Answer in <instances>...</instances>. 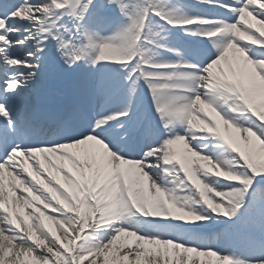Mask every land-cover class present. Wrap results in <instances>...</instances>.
<instances>
[{"label": "snow or ice", "instance_id": "obj_1", "mask_svg": "<svg viewBox=\"0 0 264 264\" xmlns=\"http://www.w3.org/2000/svg\"><path fill=\"white\" fill-rule=\"evenodd\" d=\"M198 2L233 18L187 17L171 0H0V264L13 249L16 260L31 256L35 264H97L101 256L109 264L122 234L137 241L121 254L128 264H141L144 244L165 252L170 246L175 264H187L185 254L214 256L216 264H264V31H252L248 19L264 26V0ZM165 25L217 39L181 51L159 42ZM196 25L213 27L197 33L190 27ZM153 46L177 59L154 62L146 54ZM221 62L230 75L219 70ZM118 95L128 105L108 111ZM134 97L137 108L151 97L163 133L143 114L130 115ZM177 122L186 125L183 133L171 127ZM198 134L223 142L233 153L231 166L204 154L206 145L193 143ZM88 142L100 149L94 168L74 151ZM36 153L69 161L71 168L60 179L42 180L40 170L17 167L21 156ZM5 167L15 173L13 187L31 196L21 192L11 211ZM156 170L172 176L174 187L158 184ZM220 181L235 183L221 189ZM176 189L188 194L178 198ZM33 202L58 217L37 215ZM256 205L261 211L250 216ZM24 208L33 211L25 215ZM135 217L156 234L140 230ZM46 220L63 229L65 243L49 238ZM161 220L167 223H152ZM235 227L246 254L213 246ZM204 228L215 233L200 240L197 230Z\"/></svg>", "mask_w": 264, "mask_h": 264}, {"label": "rangeland", "instance_id": "obj_2", "mask_svg": "<svg viewBox=\"0 0 264 264\" xmlns=\"http://www.w3.org/2000/svg\"><path fill=\"white\" fill-rule=\"evenodd\" d=\"M172 5L178 6L184 15L187 17H203V18H208L210 20L213 19H229L231 20L233 17L229 13H225V11L222 8H217L212 5H209L208 3H199L198 0H171ZM257 6L258 5H254ZM249 22L254 25V27L251 29L252 31H257L258 29L260 31H264V26H261L256 22L255 19L248 18ZM246 26V25H245ZM192 27L197 33H202L204 31L209 30L213 25H196V26H190ZM178 30L182 31V34H184L185 39H177V37L173 36L171 32L164 27V31L160 33L161 36L164 37L163 40H160V43H163L167 45V47H175L180 49L181 51L184 50L186 45H192L196 46L199 44H208L209 40H215L217 39L216 37H206L203 35H186L185 31L182 30L180 27H176ZM260 31H257V34H260ZM147 55L151 56L153 61L156 63H167L171 61H175L177 58L170 52H168L165 48H158L153 46L152 48L149 49V51L146 53ZM219 70L223 71L225 75H230L228 72L227 66L224 64V62H221V64L218 66ZM179 69H157V72L160 73H168L172 71H178ZM146 89L143 87L138 90L136 96L143 98L144 93ZM170 91L173 94H186L188 95L189 92L187 89H170ZM120 97H123V95H120ZM125 98H123L124 102V107L128 105V100L127 97L124 95ZM219 105H224V101L216 102ZM133 109L139 110L136 115L133 117L135 118L137 115L143 114L148 120L152 121V123L163 133L164 129L161 126L160 122V117L156 114L155 108L152 106V100L150 97L146 98L145 100H142L139 103V107H136L137 100L134 97L133 101ZM203 115V113L201 114ZM175 130L180 131L183 133V129L186 127L184 124L180 123H174L171 125ZM200 136H207L205 139H200ZM162 138V137H161ZM209 135L208 134H198V138L193 141L194 144H200V145H206L204 147V154L210 155L216 160L218 158L223 159V161L226 162L225 167H230V160L231 156L233 153L227 148L226 145L223 144V142L219 143H213V140H209ZM219 145V146H217ZM217 152L216 157L214 156V153ZM36 156H39V153H36ZM39 154V155H38ZM69 168H71L69 166ZM58 179L60 177L55 174ZM61 182L62 179H61ZM55 183V181H53ZM235 183V182H224L220 181L216 187L218 188H226L228 187L229 184ZM165 187H174L173 184H168L164 183L163 184ZM58 186V185H57ZM187 190L183 189H176L174 192V195L177 196L178 198H184L187 195ZM29 199H31V196H26ZM34 207L38 208L39 211L36 213L37 215H40L42 212L45 216L48 215H56L58 217V213L49 211L48 209L43 207L42 202H33ZM58 207H60L58 205ZM23 213L25 214V211L22 209ZM261 211V206L256 205L252 208L249 209V215L250 216H257L259 212ZM18 215L20 214L19 212L17 213ZM71 215V213H69ZM26 215V214H25ZM133 222L139 227L140 230L142 231H149L152 232L151 226L146 223L145 218H140V217H135L132 218ZM223 220V218H221ZM46 224L49 225L51 228V232L49 233V238L54 239V238H60L61 244L65 243L62 237L63 229L59 226L56 225L55 223L51 221H45ZM152 223H167V221H152ZM214 223L213 221L209 222ZM241 229L239 227H235L230 231L227 235H221L218 237L216 243L213 245L215 247H218L221 252H229L233 248H235L239 253L246 254L249 249L243 244V242L239 239V233ZM197 232L199 233V239L200 240H205L210 238L214 233H215V228H204V229H198ZM152 234H156L155 232H152ZM103 235V234H101ZM186 239L190 240L191 242H197L195 240H192L191 236L185 237ZM47 243V242H46ZM143 243V242H140ZM136 238L127 236V235H121L111 246V252L108 254V261L109 264H128L127 261L123 260L121 258V254L125 251L126 248H136ZM44 245H41V248H43ZM145 249H147V252H145ZM157 249H159V254L157 253ZM143 254L140 257L141 264H150L151 261L155 260L156 264H175L176 260V255L169 246L167 252H165L163 246L159 245H148L144 244V248L139 249ZM180 250H176V252H179ZM188 257H191L192 259H195V264H216V257L214 256H199L196 257L195 254H185V258L187 260V264H191V260L188 259ZM55 259V257H54ZM91 259V258H89ZM104 257L101 256L97 260V264H103ZM12 261H16V264H35L34 260L30 256H20L18 260H16L15 256V250L11 251L8 253L7 256H5V264H11ZM86 264V262H85Z\"/></svg>", "mask_w": 264, "mask_h": 264}, {"label": "bare ground", "instance_id": "obj_3", "mask_svg": "<svg viewBox=\"0 0 264 264\" xmlns=\"http://www.w3.org/2000/svg\"><path fill=\"white\" fill-rule=\"evenodd\" d=\"M61 78H63L62 75H61ZM180 92H181V89H180ZM179 95L186 96V94H179ZM123 98H125L124 95H123V97H120L119 95L117 97H115L112 100V102L108 105L107 110L111 112V111H117L121 108H124ZM220 101H222V100H217L216 102H220ZM132 112L130 114H132ZM89 114H91V110H90ZM208 139L213 140L212 141L213 143L221 142V141H219L216 138H213L211 136H209ZM74 151L76 152L77 156H79L80 159L88 160L90 167L94 168V164L92 163V160L94 157H98V155L100 153V149H99L98 145H96L94 142H88L85 145L78 146L76 149H74ZM203 151H204V148H203ZM39 154H38L39 156H36L37 154H34V157L31 159L28 157L21 156L19 158V160L17 161V167L18 168H21L22 166L27 167L28 170L31 172H36L37 170H40L42 172L40 179H42V180H44L45 177H47L48 179H51L52 176H54L55 174H57L60 178H62L64 175V172L68 171L69 166L71 167V163L69 161L59 160L56 158V156H54L50 153H39ZM133 154H135V153H133ZM216 155H217V152L214 153L215 157H216ZM217 160L221 164L226 166V162L223 161V159L218 158ZM41 165H43V168H41ZM61 165L64 166L63 171L60 170ZM49 173H51V175H49ZM2 174H3V180H4V191H5V198L7 201V206L9 207L10 211L15 210L19 207L18 195L21 192H23V189L20 187H13L17 183V179L15 178V173L12 172L11 169L5 167V169L2 170ZM25 176H28L27 172H25ZM153 178L157 179L158 184H162V185L164 183H168L169 185L172 184L170 182L173 179L172 176H166L163 173H161L159 170H156L153 173ZM28 179L31 180V177L28 176ZM148 183L150 184L151 181H149ZM150 191H152V190H150ZM23 194L25 196H30L29 193H27V192H23ZM23 210L25 211V214H27V213L32 212L33 208H24ZM48 210L55 212L54 209L48 208ZM0 211H2V210H0ZM70 213H71V215H75V212H70ZM140 218H142V217H140ZM6 235H7V233H6ZM14 250L15 249H13L12 251H14Z\"/></svg>", "mask_w": 264, "mask_h": 264}, {"label": "clouds", "instance_id": "obj_4", "mask_svg": "<svg viewBox=\"0 0 264 264\" xmlns=\"http://www.w3.org/2000/svg\"><path fill=\"white\" fill-rule=\"evenodd\" d=\"M194 128L199 127V122H194L192 125Z\"/></svg>", "mask_w": 264, "mask_h": 264}]
</instances>
